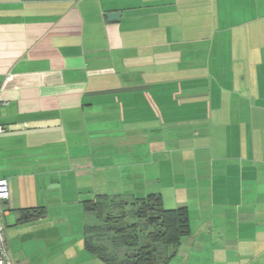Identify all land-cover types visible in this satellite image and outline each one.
<instances>
[{
  "label": "crops",
  "instance_id": "crops-1",
  "mask_svg": "<svg viewBox=\"0 0 264 264\" xmlns=\"http://www.w3.org/2000/svg\"><path fill=\"white\" fill-rule=\"evenodd\" d=\"M0 126L15 264H106L87 202L150 193L167 264H264V0H0Z\"/></svg>",
  "mask_w": 264,
  "mask_h": 264
},
{
  "label": "trees",
  "instance_id": "trees-1",
  "mask_svg": "<svg viewBox=\"0 0 264 264\" xmlns=\"http://www.w3.org/2000/svg\"><path fill=\"white\" fill-rule=\"evenodd\" d=\"M87 203L96 223L85 226L84 247L106 264H167L168 248L190 234L187 208L165 207L156 193L132 200L104 195Z\"/></svg>",
  "mask_w": 264,
  "mask_h": 264
},
{
  "label": "built area",
  "instance_id": "built-area-1",
  "mask_svg": "<svg viewBox=\"0 0 264 264\" xmlns=\"http://www.w3.org/2000/svg\"><path fill=\"white\" fill-rule=\"evenodd\" d=\"M4 128L0 126V133ZM10 196L9 184L6 179L0 178V264H15L9 250L8 240L6 236V227L4 224V207L3 204Z\"/></svg>",
  "mask_w": 264,
  "mask_h": 264
},
{
  "label": "water",
  "instance_id": "water-1",
  "mask_svg": "<svg viewBox=\"0 0 264 264\" xmlns=\"http://www.w3.org/2000/svg\"><path fill=\"white\" fill-rule=\"evenodd\" d=\"M118 15H119V12H111L108 14V17H109V19H117Z\"/></svg>",
  "mask_w": 264,
  "mask_h": 264
},
{
  "label": "rangeland",
  "instance_id": "rangeland-1",
  "mask_svg": "<svg viewBox=\"0 0 264 264\" xmlns=\"http://www.w3.org/2000/svg\"><path fill=\"white\" fill-rule=\"evenodd\" d=\"M21 234H24V232H21Z\"/></svg>",
  "mask_w": 264,
  "mask_h": 264
}]
</instances>
